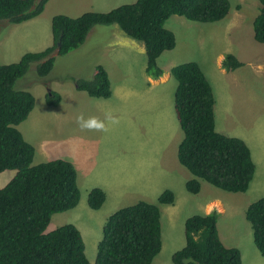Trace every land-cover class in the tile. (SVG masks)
<instances>
[{
  "label": "rangeland",
  "instance_id": "374dc122",
  "mask_svg": "<svg viewBox=\"0 0 264 264\" xmlns=\"http://www.w3.org/2000/svg\"><path fill=\"white\" fill-rule=\"evenodd\" d=\"M135 1L49 0L38 16L40 23L33 25L39 33L31 53L41 51L48 44L54 16L75 18L88 12L105 13ZM228 1L230 12L219 22L197 23L178 15L166 21L165 28L174 34L176 45L173 50L162 53L158 62L164 70L161 78L164 83L169 82L148 90L140 76L141 67L137 61L120 58L118 61L114 52L118 49L115 42L119 40L126 46L129 41H139L125 35L117 25L96 26L101 36L93 35L96 38L88 44L55 57L50 74L57 82L51 80V83L60 87L55 88L56 91L66 89L57 112L48 109L51 111H48L51 116L49 123L39 121L34 126L29 122L32 120L27 119L17 126L23 138L35 149L32 165L62 159L74 166L80 201L75 208L53 215L45 233L64 225H74L82 234L85 254L91 264L96 260L102 229L109 216L140 201L156 205L160 211L162 247L152 264H172V255L185 245L186 220L204 214L205 209L214 210L211 203L206 208L212 199L224 204V213L222 211L217 220V231L223 245L238 249L242 264H264L245 219L249 205L264 197V43L254 40L252 30L259 3L258 0ZM114 31L120 35L115 40L112 36ZM41 32L44 34L40 35ZM5 43L6 55L0 52V65L14 61L10 52L16 47L15 38L9 37ZM227 54L233 55L242 66L223 75L220 68ZM220 57L222 61L218 63ZM97 62L110 65L111 72L109 69L108 72L112 76L116 73L122 76L121 80L137 84V93L131 90L119 96L118 89L123 91L127 88H117L114 79L113 97L109 101L93 99L79 91L75 80H91L94 77L92 68ZM187 62L197 63L211 85L215 99V130L227 137L241 139L250 150L255 173L244 193L224 192L203 181L197 194L186 190L185 184L192 175L177 160L183 133L173 108L176 81L169 72L174 66ZM37 78L32 64L16 86L31 87ZM41 81L37 84L43 87L45 79ZM36 106L37 110L43 108L38 95ZM81 114L85 118L96 116L101 120L106 114H111L118 123L106 121V132L82 131L76 122ZM46 124L48 134L44 127ZM14 175V171L0 173V189ZM93 188L102 189L106 195L98 210L90 209L87 203ZM166 190L174 195L171 205L158 203V197Z\"/></svg>",
  "mask_w": 264,
  "mask_h": 264
},
{
  "label": "trees",
  "instance_id": "16d2710c",
  "mask_svg": "<svg viewBox=\"0 0 264 264\" xmlns=\"http://www.w3.org/2000/svg\"><path fill=\"white\" fill-rule=\"evenodd\" d=\"M48 1L0 0V23L16 25L34 19L43 13ZM258 3L259 12L252 22L253 38L264 43V0ZM229 12L228 0H136L105 13L88 12L75 18L56 15L51 19L49 48L0 65V173L15 172L0 189V264H91L82 234L74 225L45 233L52 216L75 208L81 195L74 166L62 159L32 165L35 149L17 129L35 106L28 87L16 86L30 65H35L39 78L35 84L42 83L41 79L47 81L56 56L80 47L92 28L117 25L125 35L144 44L145 74L157 80L164 73L158 58L176 45L174 34L165 28L171 16L215 23L225 19ZM221 65L226 71L242 66L230 54L224 56ZM170 74L176 81L173 108L183 133L177 160L192 175L185 184L186 190L197 194L203 181L224 192H246L255 173L250 150L241 139L215 130L214 94L199 65L183 63L174 66ZM77 80V89L92 98L111 96L108 75L102 67H96L91 80ZM46 103L57 106L60 96L51 92ZM104 201L103 190H90V209H100ZM173 202L174 195L168 190L158 197L159 204ZM245 219L253 244L264 258V197L249 205ZM217 220L216 211L187 219L185 245L172 255V264H183L186 258L196 262L189 264H242L239 250L227 248L221 242ZM161 247L159 208L140 201L109 216L94 264H152Z\"/></svg>",
  "mask_w": 264,
  "mask_h": 264
},
{
  "label": "crops",
  "instance_id": "0c3cea01",
  "mask_svg": "<svg viewBox=\"0 0 264 264\" xmlns=\"http://www.w3.org/2000/svg\"><path fill=\"white\" fill-rule=\"evenodd\" d=\"M39 17H36L34 19H31L29 21H26V22L21 23V24H16V25L8 24L6 22H1L0 23V52L2 54H4V56L6 55V52H5L6 50L4 48V47H6V43L4 44V42L5 41L7 42L9 37H14L15 41H16V47L13 50H11V52H10L11 53L10 55L13 56L12 60H14V61H10L11 63L17 62L21 58V56H23L24 54L33 52V48H34L33 45L35 43V40L37 39V34L39 33V32H36V30L33 27V25H36V24L40 23L39 22V19H40ZM96 29H98V28L95 27V28L90 30V32L88 33V35H87V37H86V39H85V41L83 43L84 45L88 44V41H90L91 39L96 38V36H93V35H98V36L102 35V33L98 32ZM41 30H43V26H42V28H40V31ZM41 34H44V33L41 32L40 35ZM113 35H114V40L117 39L118 36H120V35H118L116 33V31L113 32L112 36ZM19 36L22 39H20ZM115 43L117 44V47H118V49L114 51L116 59L118 61H119V58L121 60H130V59H132V60L137 61L138 66L141 67V71H140L141 75L140 76H141L143 82L145 83V86H146L147 90L149 88H151V87H154V88L161 87L163 85H166L169 82V80H168L166 83H164V80L161 77L159 79H157V80H152L151 78H149L145 74L146 54H145V47H144L143 43H141V42L135 43V42L129 41L127 43V46H126L125 42H123L122 40H119L118 43L117 42H115ZM51 45H52V37L51 38L49 37L48 38V44L44 45L46 47H44L41 51L49 48ZM41 51L39 50L38 52H41ZM4 58H6V57H4ZM221 61H222V57L219 58V62L218 63H221ZM11 63H1V64L7 65V64H11ZM158 65H159V62H158ZM109 66L110 65L105 66L102 63L97 62L96 64H94V66L92 68V75L93 76L96 74V67H102L106 71V73L108 75V79H109V82H110V88H111V96L109 98L105 99L104 101H109L113 97V89H112V86H113L112 85V80L113 79H114V82H115V85H116L117 88H127V89H125L123 91H121V89H118V91L120 92L119 96H122L123 95L122 93H124L125 91L127 93V92H131V90H132L133 91L132 93H137V91H138L137 84H134V83H130L129 84L128 81H131V80H128L127 82H126V80H121L122 76H117L116 73H114V76H112L111 73L108 72V69L111 72V69H110ZM160 68L163 70L162 67H160ZM163 72H164V70H163ZM220 72L223 75L227 74V71L225 69H223V68H220ZM169 75H171V74H169ZM53 79L54 78H52V76L50 74L47 77V81L44 82V86L43 87L41 86V84H34L31 87L28 86V88H27L28 90L32 89L31 91L30 90L29 91L33 94L34 99H35L34 109L32 110V112L29 114V116L27 118L28 120H32V121H29V122L32 125H34V126H37L39 121L47 123L48 119L51 118V116L48 115L49 112H51V111L57 112V110L60 107V104L63 102V97H64L63 93H64V90L66 88L64 90L56 91L55 88H59L60 89V87L58 85H56V84H52L51 83V80H53ZM53 82H57V81L53 80ZM51 92L56 93V94H58L60 96L59 105L50 106V105H48L46 103V97L47 96L50 97L51 96ZM37 95L40 97V99L43 102V108L41 110H37V106H36ZM134 96H137V95L134 94ZM90 98H92V97H90ZM93 99H98V100L102 99L103 100V98H93ZM48 109H50L51 111H49ZM47 124L44 126L46 134L49 133V129L46 127ZM39 148L42 150L41 145H39ZM40 149L38 150V152L40 151ZM42 152H43V150H42ZM210 203L214 205L213 206L214 210H212V211H216L218 213V218H219V215L224 213V204H222L217 199H212L206 204V208H207V206H208V208L210 207L208 205ZM212 211H207L205 209L204 214H209ZM222 211H223V213H222Z\"/></svg>",
  "mask_w": 264,
  "mask_h": 264
},
{
  "label": "clouds",
  "instance_id": "9594fccd",
  "mask_svg": "<svg viewBox=\"0 0 264 264\" xmlns=\"http://www.w3.org/2000/svg\"><path fill=\"white\" fill-rule=\"evenodd\" d=\"M118 123L117 118L112 116L111 114H106L105 119L101 120L100 118L96 116H89L88 118H85L83 114L79 115L76 118V122L79 126V128L82 131H89V132H106L108 131L107 123Z\"/></svg>",
  "mask_w": 264,
  "mask_h": 264
},
{
  "label": "water",
  "instance_id": "95a60500",
  "mask_svg": "<svg viewBox=\"0 0 264 264\" xmlns=\"http://www.w3.org/2000/svg\"><path fill=\"white\" fill-rule=\"evenodd\" d=\"M183 264L196 263L192 258H186L182 260Z\"/></svg>",
  "mask_w": 264,
  "mask_h": 264
}]
</instances>
